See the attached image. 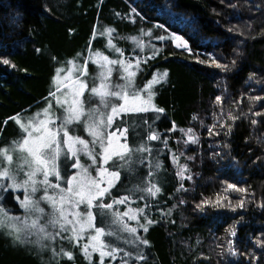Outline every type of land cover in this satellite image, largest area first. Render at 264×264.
<instances>
[{
	"label": "trees",
	"instance_id": "1",
	"mask_svg": "<svg viewBox=\"0 0 264 264\" xmlns=\"http://www.w3.org/2000/svg\"><path fill=\"white\" fill-rule=\"evenodd\" d=\"M107 27L117 30L113 43L124 51V59L149 58L153 49L158 51L155 59L141 65L138 85L157 73H168L155 85V103L165 111L146 114L152 129L137 126L139 136L129 128V143L146 139L151 130L160 133L161 140L167 139L166 146L160 140L148 142L153 165L157 161L162 165L153 168L151 176L162 190L147 198V213L156 222L147 233L138 232L150 246L137 247L122 236L116 243L123 251L115 264H123L119 257L128 264H264V248L257 243L264 241V207L260 206L264 203V99H250L264 97V0H0V57L10 61L0 62V145L19 135L10 118L40 110L52 90L56 69L67 67L72 59L84 62L90 42L93 50L115 58L105 48V37L92 40L94 31ZM174 36L182 37L191 52L178 49ZM213 57L227 64L228 70L216 68ZM89 67L97 71L93 63ZM88 83L91 86L93 78ZM257 111L262 114L254 115ZM229 112L238 118H227ZM217 118H227V124L221 127ZM130 121L136 122V117ZM189 128L197 143L188 141L182 131ZM173 153L188 165L186 175L191 180L181 181L175 175ZM147 172V162L135 165L134 173L122 171L112 192L124 184L134 193L131 206L143 207L145 200L140 197L145 194L129 185L143 184ZM181 183L186 190L180 189ZM228 184L246 191L227 190ZM125 189H120L121 194H127ZM0 191L4 192L0 204L11 210L10 215L25 213L15 199L23 198L22 191ZM205 200L212 203H202ZM233 227L234 238L229 236ZM229 239L237 255L227 251ZM64 245L75 259L56 256L58 260L50 262L0 231V264H89L78 247ZM139 252L147 257L145 261L135 259Z\"/></svg>",
	"mask_w": 264,
	"mask_h": 264
},
{
	"label": "snow or ice",
	"instance_id": "2",
	"mask_svg": "<svg viewBox=\"0 0 264 264\" xmlns=\"http://www.w3.org/2000/svg\"><path fill=\"white\" fill-rule=\"evenodd\" d=\"M130 19L134 21V18ZM114 34H117L114 27L102 28L93 32L92 40L95 41L97 35L105 37V48L116 54V58L104 51L93 50L90 42L83 63L77 64L72 59L66 62L68 67L56 69L52 90L40 110L29 116L17 114L10 118L17 125L19 135L6 145H0V190H22L23 198L15 199L25 215H10L11 210L0 204V231H5L19 245L39 243L41 248H45L49 245L44 241H51L55 245L59 237L74 248L78 247L89 264H105L109 258V264H115L118 254L123 251L116 243L122 239V234H130L132 239L126 242L137 247L150 246V242L139 236L138 232L143 229L147 233L149 226L156 222L147 213V198L156 197L162 190L151 180L153 168L159 169L162 165L159 161L153 165V149L148 142L160 140L166 146L167 139L161 140V134L151 130L146 133V139L141 137V140L129 143V128H133L135 135L139 136L140 133L135 132L137 126L152 129L146 114L165 111L155 103V85L165 80L168 73H157L138 85L137 76L143 72L141 65L147 64L148 59H155L159 53L153 49L149 58L137 57L135 61L124 59V51L113 43L118 35ZM174 39L177 47L191 52L182 37L174 36ZM135 42L141 49L144 48L139 39ZM0 62L10 64L8 59L2 57ZM88 62L97 69L91 86L85 79L89 75ZM211 63L224 71L229 68L215 57ZM114 73L117 74L115 81ZM250 99L259 101L264 97ZM216 100L222 103L221 97ZM261 114L259 111L254 113L256 116ZM224 115L221 109V116ZM131 117H136V122H131ZM226 117L233 121L238 118L231 112ZM227 118H217V123L224 127ZM252 123L256 124L257 121L252 120ZM215 127L213 124L212 128ZM78 130H83L88 138L77 134ZM182 131L191 142H198L191 128ZM228 131H231V127H228ZM82 155L87 157L88 163L81 162ZM172 159L176 164L175 175L181 181L191 180L192 176L186 175L188 165L181 164L175 153ZM145 162L148 172L141 178L144 183L135 188L136 192L145 194L140 197L145 204L143 207H132V189H125L124 184H120V189H125L127 194H121L120 189L113 193L112 189L120 182L122 171L134 173L135 165ZM70 168L76 171H68ZM180 189H184L183 183ZM227 190L246 191L236 184H228ZM3 200L4 192L0 191V201ZM202 203L212 202L205 200ZM216 203H222L219 194ZM122 206H126V210H121ZM243 206L244 200H240L239 207ZM260 206L264 207V203ZM131 221L136 222L135 226ZM229 236H236L234 227L229 229ZM33 237L36 239L33 240ZM257 243L264 248V241L258 240ZM233 244L232 239L227 241V251L237 255ZM50 250L53 256L66 257L70 261L75 259L73 251H65L63 246L59 252L54 246ZM96 254L98 258L94 260ZM127 255L132 257V251ZM119 258L123 264H128L123 257ZM135 259L145 261L147 257L139 252Z\"/></svg>",
	"mask_w": 264,
	"mask_h": 264
},
{
	"label": "rangeland",
	"instance_id": "3",
	"mask_svg": "<svg viewBox=\"0 0 264 264\" xmlns=\"http://www.w3.org/2000/svg\"><path fill=\"white\" fill-rule=\"evenodd\" d=\"M176 40L174 39V45L176 46ZM178 49H181V50H183L184 48L183 47H177ZM115 58H116V55H115ZM77 62V64H81V63H83V62H81V61H76ZM90 63L91 62H88V71H89V75L87 76V77H85V79L86 80H90V79H92L94 76H95V74H96V72L95 73H93L91 70H90ZM68 67V66H67ZM52 84H53V79H52ZM86 98H87V93H86ZM17 126V125H16ZM17 129H18V127H17ZM77 134H79V135H81V136H84L85 138H88L87 137V134L83 131V130H78V132H77ZM187 136V135H186ZM187 140L189 141V138L187 137ZM81 162L82 163H88L89 161H88V159H87V157H85V156H81ZM62 168H63V161H62ZM68 171H70V172H75L76 170L75 169H68ZM93 175H95V172H93ZM139 182H137V181H134V182H130V185H129V187H131L132 185H135L134 186V189L136 188V186L137 185H142V183H139ZM8 190L9 191H11V189L10 188H8ZM17 191V190H16ZM20 191H22V190H20ZM40 195V193H38L37 194V196H39ZM23 197V196H22ZM42 206H44V205H42ZM23 215H25V213L24 214H21V215H19V216H23ZM133 221H131V223H132ZM135 222V221H134ZM5 232V231H4ZM122 236L123 237H125L126 239H128V240H131L132 239V237L130 236V234H122ZM36 238L35 237H33V240H35ZM67 240H65V241H61L60 240V238L59 237H57V239H56V242H55V245H52V242L51 241H44V243L46 244V245H49V247H45V248H41V245L39 244V243H32V244H27V245H22L23 247H25V248H23V249H27V250H29V249H33V250H35L36 252H37V256L39 257V258H41V259H44V260H46V261H50V262H54V261H57L58 260V258L56 257V256H53V253L51 252V250H50V248L52 247V246H54L55 248H56V250L58 249V248H60L61 246H64V248L66 247V245H64V242L65 243H69V242H66ZM135 246H136V244H134ZM79 250V249H78ZM79 252H80V250H79ZM81 253V252H80ZM82 254V253H81Z\"/></svg>",
	"mask_w": 264,
	"mask_h": 264
}]
</instances>
